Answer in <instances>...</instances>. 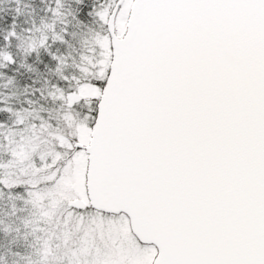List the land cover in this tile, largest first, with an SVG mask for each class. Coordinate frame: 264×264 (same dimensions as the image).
Listing matches in <instances>:
<instances>
[{
	"label": "snow or ice",
	"instance_id": "obj_1",
	"mask_svg": "<svg viewBox=\"0 0 264 264\" xmlns=\"http://www.w3.org/2000/svg\"><path fill=\"white\" fill-rule=\"evenodd\" d=\"M0 264H264V0H0Z\"/></svg>",
	"mask_w": 264,
	"mask_h": 264
}]
</instances>
